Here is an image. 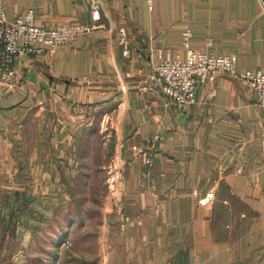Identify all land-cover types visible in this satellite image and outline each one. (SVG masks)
I'll use <instances>...</instances> for the list:
<instances>
[{"label": "crops", "instance_id": "0c3cea01", "mask_svg": "<svg viewBox=\"0 0 264 264\" xmlns=\"http://www.w3.org/2000/svg\"><path fill=\"white\" fill-rule=\"evenodd\" d=\"M3 1L9 17L34 8L44 26L93 23L90 0ZM100 2L90 32L21 56L11 79L0 74V196L21 200L42 173L47 199L66 208L80 171L95 183L113 172L123 191L106 198L104 264H264L256 92L221 74L198 84V101L180 111L149 83L161 58L186 56V27L194 47L236 53L238 70L264 66L263 0Z\"/></svg>", "mask_w": 264, "mask_h": 264}, {"label": "rangeland", "instance_id": "374dc122", "mask_svg": "<svg viewBox=\"0 0 264 264\" xmlns=\"http://www.w3.org/2000/svg\"><path fill=\"white\" fill-rule=\"evenodd\" d=\"M77 175L81 179L69 188L66 208L47 199L50 191L42 173L30 176V188L24 190L21 200L0 196V264H104L106 198L121 196L123 190L117 188L118 176L113 172L98 173V183L89 172ZM58 227H66L67 235H58ZM198 261L202 263L203 259Z\"/></svg>", "mask_w": 264, "mask_h": 264}, {"label": "built area", "instance_id": "2783aa9c", "mask_svg": "<svg viewBox=\"0 0 264 264\" xmlns=\"http://www.w3.org/2000/svg\"><path fill=\"white\" fill-rule=\"evenodd\" d=\"M153 5L154 0H148ZM93 23H65L57 26L40 25L36 11L30 8L14 17H9L5 3L0 0V74L13 78L16 74L15 64L23 55L30 57L43 56L74 38L90 32L102 19L100 0H90ZM125 54H129L130 40L125 29L121 30ZM182 46L186 56L176 53L167 54L152 65L149 83L160 89L168 106L186 111L189 105L198 101L197 86L208 80L228 74L241 79L257 94L256 104L264 118V66L240 71L237 68L236 53L218 54L213 50H203L192 45V29L183 30ZM162 135L157 133L151 140L156 146ZM152 163L151 159L147 160ZM148 175V172H144Z\"/></svg>", "mask_w": 264, "mask_h": 264}, {"label": "water", "instance_id": "95a60500", "mask_svg": "<svg viewBox=\"0 0 264 264\" xmlns=\"http://www.w3.org/2000/svg\"><path fill=\"white\" fill-rule=\"evenodd\" d=\"M263 2H264V0H263Z\"/></svg>", "mask_w": 264, "mask_h": 264}]
</instances>
